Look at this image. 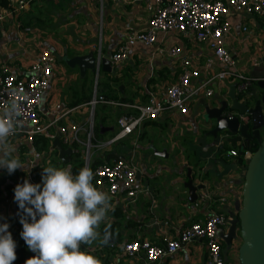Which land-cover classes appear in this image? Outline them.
<instances>
[{
	"label": "crops",
	"instance_id": "crops-1",
	"mask_svg": "<svg viewBox=\"0 0 264 264\" xmlns=\"http://www.w3.org/2000/svg\"><path fill=\"white\" fill-rule=\"evenodd\" d=\"M11 1V9H0L6 15L0 23V72L6 66L14 76L24 78L41 50L50 48L56 57V65L50 90L41 107L45 123L56 120L51 113L57 105L66 108L87 105L97 89L99 95L108 96L110 101L120 104L97 107L101 111L99 118L97 110L95 113V124L100 128V137H95L98 143H106L116 134L120 117L138 114L137 110L123 105H145L150 93L162 91L176 81L179 62L169 55V49L182 47L190 50L186 37L161 34L153 47L142 43L132 47L126 62L117 67L111 65V73L104 72L102 67L96 72L82 69L70 62L90 55L104 57L111 62L112 55L126 43L130 31L149 28L151 15L142 0H26L25 7H21V0ZM232 21L235 31L226 39V46L235 57L238 70L253 79L262 77L264 74L259 72L264 64V18H232ZM244 25L249 28L245 34L241 31ZM201 54H208L205 46L190 50V56L199 64L205 57ZM254 59L263 60V64L254 68ZM213 86L216 94L210 99L196 97L187 114L167 109L157 120L146 121L135 135L97 150L93 163L99 165L135 154L140 164L139 187L143 193L134 204L126 201L125 196L110 197L107 218L98 229L101 239L108 237L107 242L81 245L82 251L96 256L102 264H143L136 258L129 259L123 245L137 238L155 245H163L164 238L176 239L184 228L205 219L209 210L194 207L202 193H209L214 198L212 212H225L231 218L238 214L246 168L239 167L237 158L228 156V152L242 149L247 143L234 146L224 134L215 137L212 132L217 127L216 121L206 119L208 108H217L221 102L232 104V89L236 85L215 83ZM235 95L243 101L245 94L236 88ZM89 113L85 107L63 117L51 128L53 138H45L50 141L45 149L51 156L58 153L62 168V160L54 146L60 139L59 127L85 123ZM230 113L237 115L233 111ZM8 144L12 155L22 162L23 169L11 175L6 169H0V224L9 220V231L18 247L20 228L14 221L19 217L14 189L26 179L33 184L41 183L44 162L49 165L52 162L44 157L39 167L29 172L24 139L10 136ZM41 144L42 137L37 139L39 150ZM222 163L236 165L237 169L221 177L224 173ZM245 164L247 166L246 161ZM190 183L199 188L194 202ZM6 194L8 198L1 201ZM221 199H226V202ZM9 213L13 214V222ZM18 221V225H22L20 219ZM227 231L223 229L221 236ZM225 245L223 255L226 264H240L238 242L235 240L231 247ZM206 260L205 244L193 241L177 255L165 258L159 264H206Z\"/></svg>",
	"mask_w": 264,
	"mask_h": 264
},
{
	"label": "built area",
	"instance_id": "built-area-1",
	"mask_svg": "<svg viewBox=\"0 0 264 264\" xmlns=\"http://www.w3.org/2000/svg\"><path fill=\"white\" fill-rule=\"evenodd\" d=\"M150 13V26L144 31H130L126 43L111 57L112 67L127 61L132 47L138 43L153 47L161 34H177L186 37L190 50L205 46L201 64L190 56V50L173 47L168 53L179 62V74L176 81L162 91L149 94L145 105H123L137 110L138 114L122 116L118 120L116 134L106 143L95 141V113L99 105H120L93 93L87 105L77 108H66L57 105L51 114L55 121L45 123L41 114L44 99L50 90L56 57L50 48H43L32 63L24 78H17L11 70L3 66L0 72V116L15 103L20 112L13 117L15 131L11 136H21L27 144L26 164L29 172L37 169L44 160V153L37 146L40 137L53 138L51 128L63 117L72 115L79 109L90 110L85 123H70L59 127L60 140L66 147L78 146L84 149V160L87 167L93 157V151L107 148L121 140L128 139L146 121L157 120L167 109H175L183 114L196 97L210 99L216 94L215 83L235 84L238 91L248 93L256 79L238 70L233 53L226 46V39L234 34L232 18L245 20L247 17L264 18V0H142ZM12 2V1H11ZM25 7L26 0L19 1ZM6 15L0 11V23ZM242 33H248L244 25ZM263 60L254 59L252 66L257 68ZM216 67L218 69L216 70ZM99 70V68H98ZM98 83V76L96 84ZM234 116L230 115V119ZM95 142V143H93ZM238 150L228 152L230 157H238ZM253 153L245 151L247 165ZM140 164L135 154L130 158H119L109 164L99 165L94 173L93 184L106 192L111 198L125 196V200L134 204L143 193L139 187ZM35 184V183H34ZM214 198L209 193H202L194 203L195 209L206 207L209 211L203 221L184 228L176 239L164 238L163 245H155L149 240L137 238L123 245V251L129 259H138L143 264H159L165 258L177 255L193 241L203 242L207 251L206 264H226L224 259V240L221 231L230 226L232 218L225 212H212ZM224 203L226 199H221ZM9 220L4 223H8ZM166 225H168L166 223Z\"/></svg>",
	"mask_w": 264,
	"mask_h": 264
},
{
	"label": "clouds",
	"instance_id": "clouds-1",
	"mask_svg": "<svg viewBox=\"0 0 264 264\" xmlns=\"http://www.w3.org/2000/svg\"><path fill=\"white\" fill-rule=\"evenodd\" d=\"M20 112L13 103L0 116V169L11 175L23 164L12 155L8 138L14 133V116ZM42 180L33 184L24 180L14 189L18 204L21 238L35 253L25 264H102V261L81 245H92L101 239L100 224L107 218L111 207L109 195L94 184L93 171L85 166L73 174L71 165L63 168H43ZM8 223L0 224V264H14L17 244L9 231Z\"/></svg>",
	"mask_w": 264,
	"mask_h": 264
},
{
	"label": "water",
	"instance_id": "water-1",
	"mask_svg": "<svg viewBox=\"0 0 264 264\" xmlns=\"http://www.w3.org/2000/svg\"><path fill=\"white\" fill-rule=\"evenodd\" d=\"M70 64L93 72L100 67L104 72H112L108 59L94 55L73 59ZM259 73L264 74V64ZM235 90L236 87H233L231 105L229 102H221L219 107L207 109L206 119L214 120L217 124L212 134L215 137L224 134L234 146L238 143L257 141L259 147L245 170L239 214L232 218L223 240L227 247H231L235 240L241 239L240 264H264V75L256 79L252 89L243 96V101L235 95ZM231 111L237 113L233 119H230ZM54 146L60 159L68 163L72 149L65 148L60 139L55 141ZM222 165L224 173L221 177L237 169L236 165ZM189 188L194 202L199 188H195L192 183Z\"/></svg>",
	"mask_w": 264,
	"mask_h": 264
},
{
	"label": "trees",
	"instance_id": "trees-1",
	"mask_svg": "<svg viewBox=\"0 0 264 264\" xmlns=\"http://www.w3.org/2000/svg\"><path fill=\"white\" fill-rule=\"evenodd\" d=\"M11 8H12L11 0H0V9H11ZM105 98L110 101V98L108 96H106ZM95 135L97 138L100 137V128L98 126L95 127ZM42 141L44 144V148H47V146L50 144V141L45 139V138L43 139V137H42ZM258 147H259L258 142H255V143L249 142L242 149H238L239 155L237 157V160H238L239 167H241L243 169L247 167L245 164V161H244L245 151H250L254 154L258 150ZM71 149L73 152H72V155L70 156L71 157L70 162L68 164H66V163H63L62 161H60V163L64 167L71 165L72 172L75 175V174H78L79 170L81 168L85 167L86 164H85V160L83 158V156H84L83 151L78 146H73ZM98 166H99V163L94 162L90 166V169L94 172ZM19 212H20V209L18 207V213ZM238 214L236 216H238ZM19 219H20V216L15 218L14 221H15V224H17V226H19V228H20L19 233L21 234V232L23 231V226L18 225ZM19 236L20 237H19L18 247L16 249L17 260L14 262V264H25V261L29 258H32L35 255V253L31 252L28 249L25 241L21 238V235H19ZM82 245H84V244H82ZM225 247H227V246L225 245Z\"/></svg>",
	"mask_w": 264,
	"mask_h": 264
},
{
	"label": "rangeland",
	"instance_id": "rangeland-1",
	"mask_svg": "<svg viewBox=\"0 0 264 264\" xmlns=\"http://www.w3.org/2000/svg\"><path fill=\"white\" fill-rule=\"evenodd\" d=\"M99 109V108H98ZM98 112H97V114H98V118L101 116V114H100V110H97ZM93 143H95V142H93ZM40 150L42 151V152H44V157L47 159V158H49V159H51V164L50 165H52L53 167H57V168H62L61 167V165L59 164V161H58V153H56V152H54V154L51 156V154L49 153V151L47 150V149H45L44 148V144L42 145H40ZM97 152V150H94L93 151V156H94V154ZM92 163H93V157H92V161H91V164H90V166L92 165ZM46 161L44 162V167H48V166H50ZM243 183H244V181H243ZM244 185V184H243ZM7 196V197H6ZM8 198V195L6 194L4 197H2L1 199V201H3V200H6ZM9 216H11V222H13V214L12 213H9ZM8 216V217H9ZM237 242H238V244L239 245H241L242 244V241H241V239L240 238H238L237 240H236Z\"/></svg>",
	"mask_w": 264,
	"mask_h": 264
}]
</instances>
